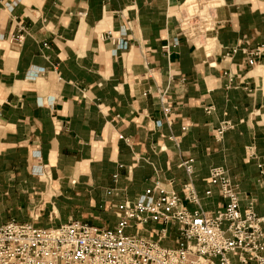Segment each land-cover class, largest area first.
<instances>
[{"label":"crops","instance_id":"obj_1","mask_svg":"<svg viewBox=\"0 0 264 264\" xmlns=\"http://www.w3.org/2000/svg\"><path fill=\"white\" fill-rule=\"evenodd\" d=\"M187 1L0 0V225L112 228L156 180L183 195L188 158L204 210L225 205L208 183L224 166L264 214V0H216L211 51L184 30Z\"/></svg>","mask_w":264,"mask_h":264},{"label":"built area","instance_id":"obj_2","mask_svg":"<svg viewBox=\"0 0 264 264\" xmlns=\"http://www.w3.org/2000/svg\"><path fill=\"white\" fill-rule=\"evenodd\" d=\"M104 38L123 46L124 40L112 31ZM24 39V28L12 37L16 43ZM238 51L233 47L227 55ZM230 128V121L221 122L217 139ZM181 166L189 176L182 186L183 195L156 180L134 200L118 205L112 228L79 219L52 227L17 220L1 224L0 264H264V214L241 209L239 190L227 169L210 168L208 183L219 188L225 205L206 211L191 180L195 160L185 159ZM205 193L212 191L208 188ZM184 201L198 207L190 210ZM145 228L149 235L143 234ZM172 232L177 233L176 245H164L163 240Z\"/></svg>","mask_w":264,"mask_h":264},{"label":"bare ground","instance_id":"obj_3","mask_svg":"<svg viewBox=\"0 0 264 264\" xmlns=\"http://www.w3.org/2000/svg\"><path fill=\"white\" fill-rule=\"evenodd\" d=\"M214 2L215 0H188L184 4L186 11L184 30L189 36L197 38V44L200 48L210 49V51L215 40L210 32L213 29L212 21L218 6ZM195 19L198 20V25H196ZM201 36H204V41L200 40Z\"/></svg>","mask_w":264,"mask_h":264},{"label":"rangeland","instance_id":"obj_4","mask_svg":"<svg viewBox=\"0 0 264 264\" xmlns=\"http://www.w3.org/2000/svg\"><path fill=\"white\" fill-rule=\"evenodd\" d=\"M200 1V0H199ZM215 4H218V1H216L215 0V2H214ZM182 16H183V20H182V23H183V26H184V20L186 19V11H185V8H184V6H183V10H182ZM215 16V15H214ZM195 21V23H196V25H198L197 23H199L198 22V20L197 19H195L194 20ZM200 40H202V41H204V39L203 38H201ZM79 217H85V218H89V217H87V216H79ZM47 218L48 217H44V216H40V219L39 220H42V225H51V224H53V223H47V222H43V221H46L47 220ZM55 219V218H54ZM57 220V219H56ZM93 220V219H92Z\"/></svg>","mask_w":264,"mask_h":264}]
</instances>
